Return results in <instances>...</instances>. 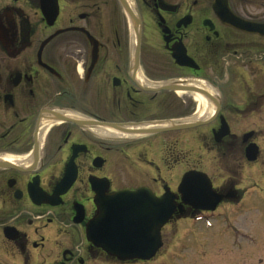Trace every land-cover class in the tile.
<instances>
[{
	"label": "flooded vegetation",
	"instance_id": "1",
	"mask_svg": "<svg viewBox=\"0 0 264 264\" xmlns=\"http://www.w3.org/2000/svg\"><path fill=\"white\" fill-rule=\"evenodd\" d=\"M197 91L211 115L198 118ZM232 116L264 126V0H0V264L165 256L178 244L165 229L220 216L263 183L259 130L236 134ZM189 171L222 197L214 210L178 208ZM125 187L175 195L150 260L87 239L97 189Z\"/></svg>",
	"mask_w": 264,
	"mask_h": 264
},
{
	"label": "water",
	"instance_id": "2",
	"mask_svg": "<svg viewBox=\"0 0 264 264\" xmlns=\"http://www.w3.org/2000/svg\"><path fill=\"white\" fill-rule=\"evenodd\" d=\"M161 130L163 129L149 132ZM227 131L228 126H221L218 136L225 135ZM249 134L251 132L243 135L244 141ZM245 155L249 161H254L258 155L257 145L249 143L245 148ZM178 192L182 202L178 208H181L182 204H188L195 209L214 210L222 200V197L212 189L207 175L195 171L183 175ZM94 201L97 209L86 224L87 239L122 260L151 259L162 246L161 227L177 210L173 193L166 191L160 197H156L147 187L136 190L123 188L114 193H105L97 189Z\"/></svg>",
	"mask_w": 264,
	"mask_h": 264
},
{
	"label": "rangeland",
	"instance_id": "3",
	"mask_svg": "<svg viewBox=\"0 0 264 264\" xmlns=\"http://www.w3.org/2000/svg\"><path fill=\"white\" fill-rule=\"evenodd\" d=\"M244 117L232 116L231 119L241 124L232 126L233 130L236 134L248 129L259 130L264 158V126H246L251 120ZM261 175L264 176V167ZM259 184L260 188L249 192L241 204L225 213L219 209L213 213L220 216L209 218L210 214H204L207 222L181 220L170 230L165 229V244L172 233L177 234L173 238L178 242L165 256L166 245L155 259L129 264H264V178Z\"/></svg>",
	"mask_w": 264,
	"mask_h": 264
},
{
	"label": "bare ground",
	"instance_id": "4",
	"mask_svg": "<svg viewBox=\"0 0 264 264\" xmlns=\"http://www.w3.org/2000/svg\"><path fill=\"white\" fill-rule=\"evenodd\" d=\"M192 86L214 94V90H212V88L204 81L195 82L194 84H192ZM194 98L198 102V105H199V110L197 113L198 118H203L213 113V110H214L213 105L210 102H208V100H206V98L202 94H200V92L195 93ZM109 131H110L109 129H106L107 133H109ZM119 134H121V136L123 137L128 136L123 133H119Z\"/></svg>",
	"mask_w": 264,
	"mask_h": 264
}]
</instances>
